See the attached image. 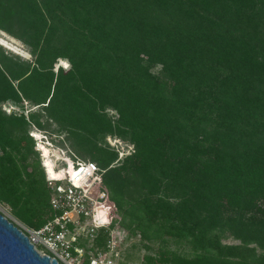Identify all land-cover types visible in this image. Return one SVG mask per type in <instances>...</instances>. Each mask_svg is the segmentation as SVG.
<instances>
[{"label":"trees","instance_id":"1","mask_svg":"<svg viewBox=\"0 0 264 264\" xmlns=\"http://www.w3.org/2000/svg\"><path fill=\"white\" fill-rule=\"evenodd\" d=\"M0 30L33 56L0 44V204L13 217L56 215L39 129L98 164L122 228L191 246L145 264H264V0H0Z\"/></svg>","mask_w":264,"mask_h":264},{"label":"built area","instance_id":"2","mask_svg":"<svg viewBox=\"0 0 264 264\" xmlns=\"http://www.w3.org/2000/svg\"><path fill=\"white\" fill-rule=\"evenodd\" d=\"M31 134L35 136L33 131ZM43 137L52 150L58 149L54 169L64 173L59 179L52 177L44 166L56 215L40 227L28 226L12 215L13 219H9L41 255L56 259L58 264H124L123 237L117 224L112 227L117 210L102 184L103 171L96 162L80 159L69 146L57 145L47 133ZM35 138L38 149L39 140ZM70 169L75 170L73 174ZM101 228L108 229L109 235L99 245Z\"/></svg>","mask_w":264,"mask_h":264},{"label":"rangeland","instance_id":"3","mask_svg":"<svg viewBox=\"0 0 264 264\" xmlns=\"http://www.w3.org/2000/svg\"><path fill=\"white\" fill-rule=\"evenodd\" d=\"M12 40L15 41L16 43L12 42ZM0 44L4 45V47H6V49L8 48L13 52L18 53L19 55L21 54L20 56L25 58V59H32L33 58V56L31 55V53L29 51V48L27 47V45L25 43H23L21 40L14 38L13 36L9 35L6 32H5V34L2 33L1 30H0ZM63 65L65 67H67L68 63H63ZM13 108H14V106H12V105L6 106L7 112H10ZM25 108H26V112H28L30 109L35 108V107H32L31 104L25 102ZM40 132L42 134L47 133L43 130H41ZM36 136L38 138L41 137V135L37 134V133H36ZM54 136H56V135H53V137ZM47 137L49 139H51V136L49 134H47ZM61 137H63V136H61ZM107 139H108V142L112 146L117 147L121 151L120 155L121 154L122 155L127 154L131 150L132 145H129V144L127 145L121 139H118L115 137H108ZM54 150L56 152L58 151V149L56 147ZM43 151L45 154V155L43 154V157H44L43 161H44L45 165L47 167H54V165H55L54 158L51 157V154L49 153L48 147L43 145ZM40 155H41V153H40ZM0 212H2L7 218L13 219L11 214L9 213L8 209L3 207L1 204H0ZM116 219L118 222L117 228L121 232L120 234L123 237L124 252L130 251L132 254V257H130L131 259L129 262H132L135 264H145L146 263V256H148V255L156 256V255H158L159 251H161V250H174V251H177V252L182 253V254H190L191 253V246L190 245L183 244V243H177L172 238H167L166 240L159 238V239H156L155 241L145 240L142 237H140L139 234H136V235L132 234L128 228H122L119 224L120 220H121V216L118 215V213L116 214ZM222 242L223 243H239L238 240H235L232 237L223 238ZM146 244L151 246V248L150 249L146 248V246H145Z\"/></svg>","mask_w":264,"mask_h":264},{"label":"water","instance_id":"4","mask_svg":"<svg viewBox=\"0 0 264 264\" xmlns=\"http://www.w3.org/2000/svg\"><path fill=\"white\" fill-rule=\"evenodd\" d=\"M0 264H58L56 259L41 255L27 235L0 212Z\"/></svg>","mask_w":264,"mask_h":264},{"label":"bare ground","instance_id":"5","mask_svg":"<svg viewBox=\"0 0 264 264\" xmlns=\"http://www.w3.org/2000/svg\"><path fill=\"white\" fill-rule=\"evenodd\" d=\"M2 33H4L5 34V32H3V31H1ZM12 42H14V43H16L15 41H13L12 40ZM21 55V54H20ZM33 132H34V134H35V137H37L36 136V133L37 134H40L41 135V137L40 138H38L37 137V139L39 140V150L41 151V159H42V165L44 166L45 165V163H44V161H43V159H44V157H43V154H44V151H43V145H45V146H47L48 147V149H49V153L51 154V157L52 158H54L55 159V157L56 156H58V154H57V152L55 151V150H52L48 145H46V142L45 141H43V134L38 130V129H34L33 130ZM47 154V153H46ZM45 155V154H44ZM45 167H47L46 165H45ZM48 168V167H47ZM48 170H49V172H50V175L52 176V177H55V178H58V177H60V176H63V172H57L55 169H54V167H51V168H48ZM71 170V173L73 174L74 173V169H70ZM55 178H53V179H55ZM59 179V178H58Z\"/></svg>","mask_w":264,"mask_h":264},{"label":"clouds","instance_id":"6","mask_svg":"<svg viewBox=\"0 0 264 264\" xmlns=\"http://www.w3.org/2000/svg\"><path fill=\"white\" fill-rule=\"evenodd\" d=\"M63 63H64V61H62V60H60V62H59V64L57 65V66H59V65H63ZM65 63H68V62H65ZM63 67H65L64 65H63ZM68 67V66H67ZM67 67H65V68H67ZM34 138H35V136H34ZM36 139V138H35Z\"/></svg>","mask_w":264,"mask_h":264},{"label":"crops","instance_id":"7","mask_svg":"<svg viewBox=\"0 0 264 264\" xmlns=\"http://www.w3.org/2000/svg\"><path fill=\"white\" fill-rule=\"evenodd\" d=\"M41 131V130H40Z\"/></svg>","mask_w":264,"mask_h":264}]
</instances>
